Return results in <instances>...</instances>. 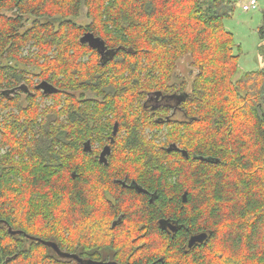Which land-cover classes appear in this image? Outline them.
Returning a JSON list of instances; mask_svg holds the SVG:
<instances>
[{"label":"trees","instance_id":"16d2710c","mask_svg":"<svg viewBox=\"0 0 264 264\" xmlns=\"http://www.w3.org/2000/svg\"><path fill=\"white\" fill-rule=\"evenodd\" d=\"M235 6L0 0V264H73L46 243L64 250L61 239L99 234L104 180L89 179L105 164L85 152L90 142H112L108 166L144 167L141 182L158 192L146 205L148 227L169 214L208 234L201 246L212 249L193 250V261L264 264V69H239L224 25ZM87 33L104 47L85 42ZM182 60L196 72L190 84L174 82ZM43 81L55 92L40 89ZM152 97L176 98L177 107ZM170 181L178 185L165 187ZM164 238L167 248L183 242ZM140 245L153 264L155 234Z\"/></svg>","mask_w":264,"mask_h":264},{"label":"flooded vegetation","instance_id":"af4514ba","mask_svg":"<svg viewBox=\"0 0 264 264\" xmlns=\"http://www.w3.org/2000/svg\"><path fill=\"white\" fill-rule=\"evenodd\" d=\"M25 93H30V89H20ZM44 90V89H43ZM45 91V90H44ZM16 95V89L10 90L8 93L9 98ZM112 144V142H111ZM101 147V144L96 142H90L85 148V152L93 154V158H98L100 162V156L106 146ZM112 154V149H111ZM107 156V163L105 164V170L99 167H91L92 175L90 176V183L100 180L99 182L103 191V196L106 202V215L104 220L100 224H96L95 227L98 229L99 234H92L84 238H76L74 242H66L61 239L62 250L59 244L55 243L60 251L58 253L50 244L48 247L54 249L62 259H72L73 264H87L88 261L97 262L99 264H149L145 263L148 258L147 252L149 249L143 248L140 245V238L145 236L147 233H153L158 239V245L153 248V258L156 261L153 264L160 263L163 261V251H168L169 264H214L207 260L202 262L193 261V250H211L212 248L203 247L201 244H196L192 248L189 247L191 238L196 235L193 234L186 224L181 223L176 215H169L156 218V224L154 227H148L149 214L147 209L148 203H153L157 199L158 192L150 191L145 187L144 182H141L142 175L140 171L144 167L140 166H108L109 157ZM101 163V162H100ZM121 172V175H115V171ZM101 175L99 172H102ZM75 176V175H74ZM165 187L170 188L176 186V182L170 181L165 182ZM185 190L182 193V199L184 200ZM85 199L89 202L94 203V198L88 197L87 192L85 193ZM82 211V208L79 209ZM83 212V211H82ZM92 218L95 215H91ZM89 216V217H91ZM87 215L84 213L75 215L76 221H81ZM78 237L80 235V229L83 228V224L77 223ZM181 235L183 240L182 243L167 248V240L164 237L168 236L171 239ZM72 244V246H70ZM225 249V248H221ZM240 250L239 248H235ZM71 250L75 252H70ZM66 254L76 255L82 262L72 257H67ZM96 258V259H94ZM205 259V257H203ZM141 262V263H140Z\"/></svg>","mask_w":264,"mask_h":264},{"label":"rangeland","instance_id":"374dc122","mask_svg":"<svg viewBox=\"0 0 264 264\" xmlns=\"http://www.w3.org/2000/svg\"><path fill=\"white\" fill-rule=\"evenodd\" d=\"M236 3L234 14L224 21L225 29L232 33L235 40L234 54L239 58V69L241 73L258 71L264 69V0H257L256 10L244 11L243 5L250 0H232ZM187 60H182L177 69L175 83H191L195 75ZM22 89H28L27 87ZM23 96L24 93H23ZM14 97V94L13 96ZM24 100V99H23ZM176 98L159 99L152 97L154 105L169 104L177 107ZM49 103L50 100L44 101ZM264 110V104L263 108ZM7 110L0 111V118L6 117ZM177 114L174 118H180ZM4 150H1L3 153Z\"/></svg>","mask_w":264,"mask_h":264},{"label":"water","instance_id":"95a60500","mask_svg":"<svg viewBox=\"0 0 264 264\" xmlns=\"http://www.w3.org/2000/svg\"><path fill=\"white\" fill-rule=\"evenodd\" d=\"M84 41L89 43L92 47H101V41L100 39L96 38L93 34L91 33H87L85 36H84ZM103 46V45H102ZM104 47V46H103ZM40 89H44L45 92L47 93H53L55 92V88L54 86H52L51 84H49L48 82L46 81H43L39 86H38ZM117 128H118V125L116 124L115 125V131H114V134H116L117 132ZM174 149L175 150H180L178 148V146H174ZM182 153L188 157V153L186 151H183L181 150ZM111 154V147L110 146H106L103 150V152L101 153V156H100V162L101 163H107V156ZM203 160H207V161H215V162H219V160H212V159H204L202 158ZM186 198H187V194H184V201H186ZM15 234V232H14ZM208 238V234L207 233H202V234H198V235H194L191 240H190V244H189V247H193L194 245L196 244H201L203 242H205V240ZM47 244H50L58 253H60L57 245L55 243H47ZM67 257H72L74 259H77L79 262H82L81 259H79L76 255H70V254H66ZM87 264H99L97 262H93V261H88ZM111 264H116V263H111Z\"/></svg>","mask_w":264,"mask_h":264},{"label":"built area","instance_id":"2783aa9c","mask_svg":"<svg viewBox=\"0 0 264 264\" xmlns=\"http://www.w3.org/2000/svg\"><path fill=\"white\" fill-rule=\"evenodd\" d=\"M257 8H258L257 0H250L246 4L243 5L244 11L256 10Z\"/></svg>","mask_w":264,"mask_h":264},{"label":"bare ground","instance_id":"6f19581e","mask_svg":"<svg viewBox=\"0 0 264 264\" xmlns=\"http://www.w3.org/2000/svg\"><path fill=\"white\" fill-rule=\"evenodd\" d=\"M185 194H187V192Z\"/></svg>","mask_w":264,"mask_h":264}]
</instances>
